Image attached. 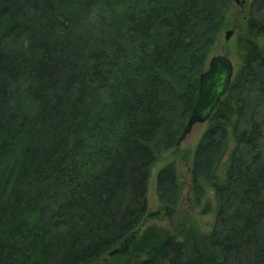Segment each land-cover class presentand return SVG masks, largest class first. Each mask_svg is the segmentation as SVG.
<instances>
[{
  "label": "trees",
  "instance_id": "1",
  "mask_svg": "<svg viewBox=\"0 0 264 264\" xmlns=\"http://www.w3.org/2000/svg\"><path fill=\"white\" fill-rule=\"evenodd\" d=\"M109 1L0 0V264H264V23L253 16L264 0L244 17L242 62L194 150L216 199L199 239L135 232L149 167L176 145L210 49L236 24L230 0L100 10ZM169 176L159 170L158 187L169 178L175 193Z\"/></svg>",
  "mask_w": 264,
  "mask_h": 264
},
{
  "label": "rangeland",
  "instance_id": "2",
  "mask_svg": "<svg viewBox=\"0 0 264 264\" xmlns=\"http://www.w3.org/2000/svg\"><path fill=\"white\" fill-rule=\"evenodd\" d=\"M237 1L230 0L231 4L229 5L227 11L228 14L226 15L229 21L235 20L234 22H236V24L231 23L229 27L223 28L219 32L218 38L212 45L209 57L206 61L208 63L210 57L213 55L222 54L227 56L233 64V72L230 82L234 78L240 63L242 62V51L239 50L237 39L243 37L246 32L244 27V17L256 13L251 7L253 0ZM190 2H192V0H190ZM109 8H113L111 0L104 5H101L100 10L107 12ZM93 13L94 10H92L87 17L88 21H91ZM260 15L261 14L256 13V15L253 16H258L257 18L259 19L261 18V21L259 22L261 24L264 23V14L262 17H259ZM227 30H231L232 33L226 40L224 36ZM256 39L260 43H264L263 30L259 31ZM207 63L204 70L207 68ZM207 126V120L201 123H195L190 132L178 145L163 147L160 153L156 156L154 162L149 167L150 175L146 192V213L141 224L137 226V231L135 233L139 234L148 226H156L181 237L186 232L191 231L194 236L198 238L210 231L215 218L214 208L216 199L213 195L212 185L209 183L203 172L206 169L205 166H207V163L202 166L204 167L202 171L199 167L198 169L196 168V174L193 173L194 150ZM231 145L232 140L229 139L225 154L221 156L220 161H217V165L212 173L218 179L223 176L226 156ZM214 150L216 151V149ZM219 153L220 151L217 154ZM214 161H208L209 165L210 162L213 164ZM165 167L168 168L170 176L172 175V171L174 172L177 190L175 193H173L174 186L170 185L169 178H166L163 181V184L161 183L162 186H160V192L158 190L160 187H158L157 173ZM179 180L182 182L181 189H179L178 185ZM123 247L126 248L127 245L125 244ZM115 251L116 249L110 253ZM109 257L110 256L104 254L99 261L97 260V262H82L81 264H103L102 262L104 260L109 261Z\"/></svg>",
  "mask_w": 264,
  "mask_h": 264
},
{
  "label": "water",
  "instance_id": "3",
  "mask_svg": "<svg viewBox=\"0 0 264 264\" xmlns=\"http://www.w3.org/2000/svg\"><path fill=\"white\" fill-rule=\"evenodd\" d=\"M231 33V30L225 32L226 40ZM232 72L233 64L227 56L218 54L210 57L207 68L200 73L196 101L184 129L177 139V144L186 137L195 123H201L208 119L225 94ZM181 184L182 182L179 180V189H181Z\"/></svg>",
  "mask_w": 264,
  "mask_h": 264
},
{
  "label": "bare ground",
  "instance_id": "4",
  "mask_svg": "<svg viewBox=\"0 0 264 264\" xmlns=\"http://www.w3.org/2000/svg\"><path fill=\"white\" fill-rule=\"evenodd\" d=\"M237 2H239V1H237ZM199 76H200V75H199ZM195 101H196V100H195ZM175 144L178 145L177 142H176Z\"/></svg>",
  "mask_w": 264,
  "mask_h": 264
}]
</instances>
